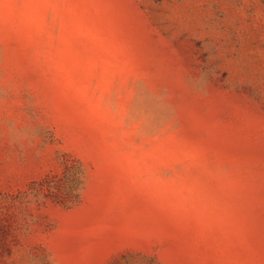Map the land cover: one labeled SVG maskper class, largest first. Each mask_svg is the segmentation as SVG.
<instances>
[{"label": "rangeland", "instance_id": "rangeland-1", "mask_svg": "<svg viewBox=\"0 0 264 264\" xmlns=\"http://www.w3.org/2000/svg\"><path fill=\"white\" fill-rule=\"evenodd\" d=\"M0 264H264V0H0Z\"/></svg>", "mask_w": 264, "mask_h": 264}]
</instances>
